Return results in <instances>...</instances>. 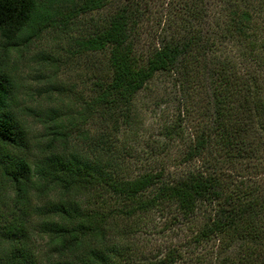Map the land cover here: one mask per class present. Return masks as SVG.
<instances>
[{
	"label": "trees",
	"instance_id": "1",
	"mask_svg": "<svg viewBox=\"0 0 264 264\" xmlns=\"http://www.w3.org/2000/svg\"><path fill=\"white\" fill-rule=\"evenodd\" d=\"M165 3L151 33L157 0H0V205L3 189L16 196L0 233L6 264L180 263L176 244L133 253L155 215L163 232L182 226L191 247L218 241L242 252L234 264H264V0ZM80 22L73 43L90 66L77 112L84 129L74 140L59 130L31 142L7 52ZM160 74L180 93L165 137L183 136L189 123L195 131L174 170L149 160L129 171L114 147ZM30 227L46 239L40 258L27 247Z\"/></svg>",
	"mask_w": 264,
	"mask_h": 264
},
{
	"label": "rangeland",
	"instance_id": "2",
	"mask_svg": "<svg viewBox=\"0 0 264 264\" xmlns=\"http://www.w3.org/2000/svg\"><path fill=\"white\" fill-rule=\"evenodd\" d=\"M166 1L157 0L147 29L151 33L158 29L159 17L164 13ZM96 17L99 14L95 15ZM89 18V17H88ZM81 22L70 27L55 26L43 30L38 37L29 42L20 43L16 49L7 52L6 70L14 82L16 94L15 109L20 119L29 126L31 142H44L47 132L61 131L70 134L74 140L84 129L78 119V110L86 87L90 66L89 58L76 53L74 37L84 29ZM5 50L0 43V58ZM87 60V61H86ZM180 93L174 78L170 75H157L155 79L137 97V116L133 125L124 127L114 147L116 154H121L129 171L136 172L148 165L149 160L166 163L171 170L183 152L184 143L194 133L195 128L188 124L183 136L168 140L165 129L177 118V105ZM61 123L56 127L55 122ZM72 123V124H71ZM51 136V134H50ZM4 193V202L0 205V233L12 219L10 214L15 207V194ZM34 200H36L34 198ZM33 204V203H32ZM30 208V207H29ZM157 227L147 234L134 238V254L153 255L172 247L174 244L183 248L184 259L177 264H228L238 261L239 248L226 253L222 242L209 245H188L186 232L176 225L163 232V219L154 216ZM27 247L36 258L47 249L46 239L40 236L35 227L28 228ZM2 235V234H1ZM0 236V264H6L8 247ZM233 260V261H231Z\"/></svg>",
	"mask_w": 264,
	"mask_h": 264
}]
</instances>
